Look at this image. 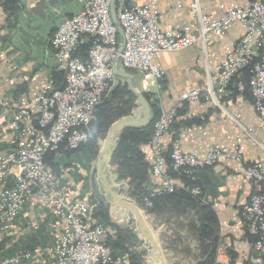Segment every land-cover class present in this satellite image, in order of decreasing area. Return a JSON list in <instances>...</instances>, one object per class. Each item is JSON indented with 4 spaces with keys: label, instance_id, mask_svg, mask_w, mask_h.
Instances as JSON below:
<instances>
[{
    "label": "built area",
    "instance_id": "obj_1",
    "mask_svg": "<svg viewBox=\"0 0 264 264\" xmlns=\"http://www.w3.org/2000/svg\"><path fill=\"white\" fill-rule=\"evenodd\" d=\"M110 5L111 0H84L79 11L61 21L50 45L58 70L64 72L63 85L56 87L51 77H45L9 117L0 115V119L9 118L15 138L14 147L0 152V240L11 233L28 198L39 192L59 222L51 264H118L104 241L105 226L88 217L97 201L69 200L60 178L44 162L48 153L75 150L89 140L95 108L117 81L113 65L120 40ZM115 12L124 35L119 67L156 79L157 88L162 87L164 75L163 69L153 63L157 53L179 51L196 41L206 43L223 37L235 21L242 25V37L218 65L215 86L193 88L181 93L172 106L159 105L147 142L151 176L159 179V186L144 197V202L152 206L154 197L178 189L199 195L203 191L197 184L200 170L224 160L237 162L251 187L240 214L254 238V249L264 255V164L243 163L246 139L255 138L256 132L242 127L243 133L235 136L231 146L215 144L202 156L184 151L176 139L168 148L163 143L164 135L172 134L178 111L186 104L208 100L221 106L220 98L231 92L250 95L258 128L264 130V0L234 6L220 17L204 14L201 0H192V20L178 30L171 26L161 29V13L152 3L115 0ZM88 43L86 58L76 55L78 48ZM228 115L237 121L236 114ZM8 178H12L9 187ZM23 256L29 259L31 253Z\"/></svg>",
    "mask_w": 264,
    "mask_h": 264
},
{
    "label": "crops",
    "instance_id": "obj_2",
    "mask_svg": "<svg viewBox=\"0 0 264 264\" xmlns=\"http://www.w3.org/2000/svg\"><path fill=\"white\" fill-rule=\"evenodd\" d=\"M83 1L20 0L21 8L16 16H9L3 1L0 2V115L7 114L9 117L18 105L29 99L31 90L39 88L45 77H51L54 82L53 72L58 71V68L50 38L61 21L82 8ZM134 1L138 4L152 3L160 11L161 29L171 26L178 30L192 20L189 13L192 0ZM251 1L201 0V6L204 14L220 17L228 9L248 5ZM243 31L242 25L235 21L230 24L223 37L212 38L206 43L196 41L179 51L157 53L153 63L164 71L161 88H157L156 79L140 72L131 73L136 80L139 77L138 87L141 92L149 95L150 104L154 103L158 108L159 105L172 106L177 97L185 91L193 88L204 90L215 86L219 63L224 60L226 51L240 40ZM220 104L221 106H218L208 100L186 104L177 113L172 134L164 135V145L168 148L172 139H176L184 151L202 156L215 144L231 146L235 136L243 133V127L256 132L255 138L246 139L244 162L264 164V130L258 128V116L251 97L245 93H227L220 98ZM228 113L236 114L238 122L231 119ZM8 120L9 118L0 119L1 153H6L15 146V138L10 131ZM140 149L149 160L148 144H142ZM57 159L60 161L62 188L69 200H82L87 203L101 201L90 186L91 165L88 166L84 154L74 153L70 157L59 154ZM119 179L122 180L120 177ZM123 180L129 185V179ZM175 181L180 183L178 179ZM198 181L203 189L204 201L211 206L218 221L215 263L264 264V255L254 249V238L248 234L240 214V207L251 192L249 182L241 173L240 164L231 160L217 162L200 170ZM11 184L12 178H8L6 186ZM143 186L148 191L156 190L159 179L150 174ZM107 205L110 219L117 224L127 225L124 220L118 219L116 211L111 210L113 207ZM146 216L158 231L162 249H165V242H173L168 250L165 249V257L168 258L170 254L166 259L167 264L196 263V244L193 239L185 237V230L178 229L173 221L165 225L159 223V219L153 215ZM89 219L94 222L93 217ZM36 224L37 229H34ZM58 228L59 222L46 206L45 197L39 192H34L26 201L11 233L7 236L5 247L12 251V254L7 256V259L4 258L1 264H51V248ZM37 230L41 231L38 235ZM160 232L165 241L160 239ZM30 235H37L35 240H31L34 251L29 259H24L20 249L24 247Z\"/></svg>",
    "mask_w": 264,
    "mask_h": 264
},
{
    "label": "trees",
    "instance_id": "obj_3",
    "mask_svg": "<svg viewBox=\"0 0 264 264\" xmlns=\"http://www.w3.org/2000/svg\"><path fill=\"white\" fill-rule=\"evenodd\" d=\"M8 12L9 16H16L21 8L20 0H0ZM88 44H84L78 48L76 55L85 59L88 52ZM54 86L61 87L64 83V72L61 70L53 72ZM118 84L115 86L112 94L105 97L95 108L93 120L90 124L92 135L96 137L98 132H103L110 127L115 120L122 116L129 115L134 107L136 97L129 90L127 82L123 78H117ZM22 90V88H19ZM235 93V92H231ZM149 100V95L143 93ZM121 106L118 107V104ZM152 121L143 128L125 127L119 133V141L115 151L112 154L111 164L116 166L119 177L129 179L128 196L133 198L140 206L142 198L148 193L143 186L149 179L151 174L150 160L145 158V154L140 149L142 144H147L152 133L153 123L157 118L159 108L156 104H151ZM92 136L85 144H82L75 150H67L60 154L70 155L72 153L94 150V141ZM77 151V152H75ZM59 154L48 153L44 158L47 167L58 173L60 161L57 159ZM174 177V176H173ZM183 183L189 186L187 181ZM197 184L200 185L197 180ZM201 186V185H200ZM146 213L153 215L159 219V223L167 224L170 221L175 223L178 229L186 232L185 237H189L195 241L197 253V261L195 264H216L215 256L218 246V221L215 212L211 206L204 201L203 191L199 195L193 194L188 189H178L171 193H164L153 198L152 207L146 208ZM91 215V216H90ZM89 218L93 217L94 221L102 223L109 231L107 233L106 242L111 246L115 259H120L121 264H142L143 252L131 250L133 243L137 242L138 233L129 228L125 224H117L110 219L109 207L102 200L91 209ZM39 230V229H38ZM36 231L37 235L41 231ZM37 235L28 236L27 242L23 243L22 258L26 252L33 253V245L31 240L37 238ZM34 239V240H35ZM160 239L165 241L160 232ZM173 242L163 244V248L169 249ZM7 238L0 241V264L1 261L12 254L5 245ZM27 259V258H26Z\"/></svg>",
    "mask_w": 264,
    "mask_h": 264
},
{
    "label": "water",
    "instance_id": "obj_4",
    "mask_svg": "<svg viewBox=\"0 0 264 264\" xmlns=\"http://www.w3.org/2000/svg\"><path fill=\"white\" fill-rule=\"evenodd\" d=\"M110 15L119 35L120 54L124 46V35L116 17L115 0H111ZM119 54L114 60V74L126 80L129 90L136 97L137 107L129 115L118 118L110 125L105 141L91 168L90 183L100 199L112 205L119 220H124L128 226L138 230L140 241L145 245L142 249H147L151 257L150 264H167L160 242L153 228L149 226L143 210L128 196L127 181L119 179L116 167L111 166L112 154L118 145L120 130L125 127L143 128L152 121L151 104L138 89L135 76L119 67Z\"/></svg>",
    "mask_w": 264,
    "mask_h": 264
},
{
    "label": "rangeland",
    "instance_id": "obj_5",
    "mask_svg": "<svg viewBox=\"0 0 264 264\" xmlns=\"http://www.w3.org/2000/svg\"><path fill=\"white\" fill-rule=\"evenodd\" d=\"M133 73H135V72H133ZM125 80V79H124ZM140 79H139V77H138V80L137 81H139ZM126 81V80H125ZM118 82V80L115 82V84H114V86H113V88L111 89V91L107 94V96L106 97H109L111 94H112V91L114 90V88H115V86L118 84L117 83ZM137 86H138V84H137ZM138 89H139V87H138ZM140 90V89H139ZM140 91H142V90H140ZM238 93H245V94H247V95H249L247 92H238ZM250 96V95H249ZM252 100V99H251ZM136 102H137V100H135L133 103H134V107H133V109H132V111L131 112H133L135 109H136ZM116 104H118V107H120L121 106V103L119 102V103H116ZM255 110V109H254ZM256 112V111H255ZM258 116V115H257ZM111 125V124H110ZM108 130H109V127H108V129L106 130V131H103V132H98L97 133V135H96V137L94 136V135H92V132H91V136L93 137L92 138V142L94 141V150H92V151H89V154L90 155H88V154H85L83 151L81 152L82 154H84L85 156H86V159H87V161H88V166H90L91 165V168H92V166H93V163H94V160H95V158L97 157V155H98V153H99V151H100V149H101V147H102V145H103V143H104V141H105V138H106V136H107V132H108ZM91 136H90V138H91ZM89 138V139H90ZM89 141V140H88ZM85 144V143H84ZM75 152H77V151H75ZM77 153H79V152H77ZM72 154H74V153H72ZM71 156V154L70 155H68V157H70ZM243 163H248V162H244L243 161ZM239 164V163H238ZM111 166H113V167H116L115 165H113V164H111ZM211 167V166H210ZM208 168V167H207ZM205 169V168H204ZM54 172V171H53ZM91 172V171H90ZM59 178H60V175H59V172L58 173H56V172H54ZM197 178H198V175H197ZM61 178H60V183H61V186H62V182H61ZM198 180V179H197ZM89 181H90V174H89ZM90 186H91V183H90ZM92 188V187H91ZM202 188V187H201ZM93 189V188H92ZM203 190V189H202ZM65 191V190H64ZM150 191H148V193H149ZM147 193V194H148ZM147 194H145L144 196H143V198H142V205L140 206L136 201V203L138 204V206L143 210V212H144V216H145V218H146V220H147V222L149 223V225L155 230V234H156V236H157V238L159 239V234H158V231H157V229L153 226V224L150 222V220H149V218H148V216H146V208H150V207H152V206H146L145 205V202H144V197L145 196H147ZM130 198V197H129ZM134 201V200H133ZM108 204V203H107ZM112 206V205H111ZM23 210V209H22ZM111 210H113L112 208H111ZM22 212V211H21ZM20 216V215H19ZM115 220H117L116 218H115ZM98 223H100V222H98ZM123 223H124V221H123ZM100 224H102V223H100ZM103 225V224H102ZM33 228L34 229H37V224H36V228H35V225L33 226ZM105 228H106V234H105V236H104V241H105V243H106V245L110 248V250H111V252H112V255H113V258L115 259V256H114V254H113V250H112V248H111V246L106 242V237H107V233H108V228L105 226ZM137 233H138V239L139 240H137V242H135V243H133V247L131 248V250H134V251H137V252H143V254H142V261H141V263L142 264H150V255H149V253H148V251H147V249L146 250H144V249H142V247L143 246H145L140 240V238H139V232H138V230L136 229V228H133ZM58 232V231H57ZM4 238H7V236H5ZM3 238V239H4ZM176 238V237H175ZM3 239H1V240H3ZM0 240V241H1ZM176 240V239H175ZM160 241V240H159ZM160 244L162 245V243H161V241H160ZM147 248V247H146ZM164 250V254L166 253L165 252V249H163ZM197 253H198V251H197ZM193 257H195V253H193ZM169 256H170V254H169ZM169 256H168V258H169ZM168 258H166L165 257V260L166 259H168ZM193 260H196V258H193ZM115 261L118 263V264H121V263H123L120 259H115ZM176 262H178V261H176ZM175 262V263H176ZM187 263V262H186ZM174 264V263H173ZM177 264V263H176Z\"/></svg>",
    "mask_w": 264,
    "mask_h": 264
}]
</instances>
